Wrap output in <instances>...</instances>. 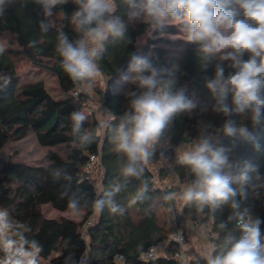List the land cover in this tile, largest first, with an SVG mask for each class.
Returning <instances> with one entry per match:
<instances>
[{
	"label": "clouds",
	"instance_id": "9594fccd",
	"mask_svg": "<svg viewBox=\"0 0 264 264\" xmlns=\"http://www.w3.org/2000/svg\"><path fill=\"white\" fill-rule=\"evenodd\" d=\"M35 2L45 17L39 28L47 33L54 10L69 0ZM71 2L76 7L70 21L78 38L70 39L60 31L56 51L64 71L75 82L91 86L101 76L98 61L107 45L126 41L129 26L136 23H148L154 31L177 25L186 42L197 46L200 70L212 71L204 78L205 99L190 95L187 86L180 84V76L185 74L180 65L165 67L148 56L130 58L127 68L131 75L123 79L134 87L125 90L128 106L119 116L112 136L115 150L125 157L120 167L122 179L107 190L100 189L91 204L94 212L98 216L107 208L112 214H123L125 209L116 196L129 178L144 177L157 145L176 118L198 109L211 112L221 123L201 122L198 136L177 149L176 162L189 170L191 180L180 184V192L167 193L165 199L194 205L198 213L209 209L215 214L225 207L231 210L228 220L218 225L219 242L203 255L206 264H264V219L243 207L250 197L264 199V172L250 159L233 158L238 141L253 142L254 149L260 150L253 130L264 128V0ZM25 6V0H0V19H6L9 8ZM120 7L123 14H118ZM37 43L31 40L29 47ZM5 51L6 45L0 43V55ZM70 118L79 146L90 145L95 136L87 131L81 134L87 115L74 111ZM116 119L110 114L100 126L111 127ZM53 176L71 181L64 170H54ZM147 191L144 182L136 199H144ZM63 195L68 196L70 213L79 215L83 211L81 196L69 195L68 191ZM229 222H233L231 228ZM28 231L26 226L13 222L7 210L0 209V251L4 253L0 264H39L42 246L25 235ZM65 264H76L72 254L65 258Z\"/></svg>",
	"mask_w": 264,
	"mask_h": 264
},
{
	"label": "trees",
	"instance_id": "16d2710c",
	"mask_svg": "<svg viewBox=\"0 0 264 264\" xmlns=\"http://www.w3.org/2000/svg\"><path fill=\"white\" fill-rule=\"evenodd\" d=\"M25 5L19 9L9 8L6 19H0V43L7 37L10 45L0 55V151L14 142L25 140L31 133L41 147L49 150L45 159L39 162H26L15 157L0 158V209L7 210L13 222L30 229L25 235L37 240L42 246L39 256L43 264H65L69 254L73 255L76 264H80L84 254H87L86 264H116L118 256L124 258L125 264H178L173 259L177 248L174 244L167 249L165 256L154 261L140 259L150 247L179 230L181 221L175 214L176 200L165 199L170 190L176 192V189L156 186L152 181L155 174L150 163L166 159L170 152L167 146L173 152L179 145H187L195 139L201 122L214 121L219 125L221 120L218 116L198 109L191 115L176 118L158 144L155 157L146 166L144 177L141 180L129 178L126 187L116 196L117 203L125 209L123 214H112L105 208L99 214L98 221L94 222L96 213L91 204L100 194L101 188L107 190L114 181L122 179L120 167L125 157L115 150L112 136L119 116L128 106L125 90L134 87L123 79L125 75H131L128 68H124L128 59L140 55L148 56L165 67L180 65L185 73L180 76V84L187 86L190 95L195 93L205 99L207 90L204 78L212 75L211 69L207 72L200 70L196 45L185 39H171L183 34L177 25L169 24L155 31L148 23L130 25L128 39L108 44L102 59L98 61L101 75L108 82L107 92L102 96L103 108L109 117L111 114L117 119L111 121V127L105 129L103 137L98 135L101 128L99 123L95 119H86L81 134L90 132L95 139L90 145L81 147L73 133L70 117L74 111H84L83 103L88 98L82 91L85 82H75L67 75L56 51L60 31L70 39L78 38L70 21L76 6L71 1L58 5L54 13L61 14V18H50L52 25L44 33L39 28V22L45 19L40 6L35 0H25ZM123 12V7H120L118 14ZM65 14L68 18H65ZM142 38H145V42L139 47ZM31 40L38 42L36 47H29ZM16 59L55 75L65 98L56 100L43 82L24 83L18 74ZM114 87L119 92H114ZM75 93L78 95L75 96ZM253 133L260 150L254 149L253 142L238 141L233 158L250 159L264 172V128L254 129ZM224 143L228 144L229 141L225 140ZM59 146L68 148L66 156L52 150ZM91 155H97L100 159L103 172L100 186L93 178H87L86 164ZM57 169L66 171L71 181L54 177L53 171ZM174 172L178 187L192 178L189 170L180 164L174 167ZM159 179H169L167 169L161 170ZM144 182L148 185V191L144 199L137 200L136 195ZM65 191L69 195L76 193L82 198L85 216L80 223L69 219H47L43 214V206L49 204L59 211L69 210L68 196L63 195ZM243 207L264 219V199L250 197ZM183 213L185 216L190 215L195 225H210V235L217 234L219 223L227 221L232 214L227 207L215 214L209 209L198 213L194 205L186 204L183 205ZM90 221L92 225L86 228ZM232 223L229 222V228ZM183 232L187 244V234ZM222 236L223 233H220V238ZM210 242L215 245L219 241L217 237H211ZM189 250L188 254L191 255ZM3 255L0 251V257ZM190 264L206 262L202 255L196 253Z\"/></svg>",
	"mask_w": 264,
	"mask_h": 264
},
{
	"label": "rangeland",
	"instance_id": "374dc122",
	"mask_svg": "<svg viewBox=\"0 0 264 264\" xmlns=\"http://www.w3.org/2000/svg\"><path fill=\"white\" fill-rule=\"evenodd\" d=\"M71 1V0H69ZM61 18V14H55L51 19H59ZM171 39H184L183 34L175 37H171ZM9 39L7 37L2 39L3 44L6 45V48H10L8 44ZM145 42V38L139 40L138 46L141 47ZM17 71L24 83H38L43 82L46 85V88L50 92V94L56 100H62L65 98V94L61 91L58 79L55 75L43 72L39 68L34 67L31 63L26 61H19L16 59ZM108 89V82L107 80L101 75L97 78V80L89 86V84L85 83L82 87V91L88 95V98L83 103L84 104V113L87 115V119L93 121L94 119L101 125L102 121L109 120L110 117L106 114L103 108V99L102 96L104 93L107 92ZM114 92H119L117 87L112 88ZM101 127V126H100ZM105 129L101 127L98 131V135L101 137L104 136ZM159 147V145H157ZM49 149L41 147L36 137L33 133L29 134V136L20 142H14L10 144L6 149L0 151V158L8 159L15 157V159L23 160L26 162H39L45 159ZM55 152L60 154L61 156H66L68 154V148L66 146H59L52 148ZM177 154V153H176ZM169 162L167 159L158 160L155 162L150 163L151 170L155 174L158 179V186L161 187H169L176 189V192H180L181 188L177 186L176 180L174 181H160L159 174L161 169L168 165ZM93 179L97 182V185L100 186L101 178L103 175L101 164L98 163L92 173ZM183 205L184 203L179 199L176 200V207H175V214L180 217V223L178 226L180 227L179 230H184L187 234V244L186 251L192 255H189V261L191 262L193 259V254H200L204 255L211 247L213 246L210 242L211 235L207 226H200L195 225L193 222L192 217L185 216L183 213ZM43 214L46 218L54 219V220H61V219H69L76 222H80L83 220L82 214L80 213L77 216H74L70 213L69 210L67 211H59L54 209L50 204L43 206ZM95 220V219H94ZM85 232V230H84ZM166 255V254H165ZM195 256V255H194Z\"/></svg>",
	"mask_w": 264,
	"mask_h": 264
},
{
	"label": "built area",
	"instance_id": "2783aa9c",
	"mask_svg": "<svg viewBox=\"0 0 264 264\" xmlns=\"http://www.w3.org/2000/svg\"><path fill=\"white\" fill-rule=\"evenodd\" d=\"M78 93H75V96H77ZM182 146H185V144L179 145L178 147L174 148L171 152V148L170 147H166L168 149L169 154L168 157L166 158L167 161L169 162V167L166 168L168 170V174H169V179L168 181H171L173 179H175V172H174V167L178 164L176 162V153H177V149L181 148ZM100 163V159L97 155H91L89 157V160L86 164V172H87V178H92L93 175V171L96 167V165ZM153 183L158 186V179L157 177H153ZM92 221H90L86 228L92 225ZM210 225L207 226V228L209 229ZM212 238H216L217 234L213 233L211 234ZM176 245V251L173 255V259L178 263V264H190L189 261V255L187 254L186 251V236L184 234L183 231L181 230H177L175 232H173L172 234H170L167 239L159 241L157 244H155L154 246L150 247L147 251H145L144 253H142V255L140 256L141 260L144 261H154L160 257L165 256L166 251L168 248L171 247V245ZM4 256V255H3ZM2 256V257H3ZM39 264H43L40 261V256H39ZM87 263V254H84L83 257L81 258L80 264H86ZM116 264H125V260L122 256H118L116 258Z\"/></svg>",
	"mask_w": 264,
	"mask_h": 264
},
{
	"label": "crops",
	"instance_id": "0c3cea01",
	"mask_svg": "<svg viewBox=\"0 0 264 264\" xmlns=\"http://www.w3.org/2000/svg\"><path fill=\"white\" fill-rule=\"evenodd\" d=\"M170 165L168 164V165H166L165 167H163L162 169H166V168H168ZM161 169V170H162ZM102 178H103V175H102ZM101 178V179H102ZM175 179H177L176 177H175ZM102 181V180H101ZM81 214H82V217H84L85 216V211L83 210L82 212H81ZM98 218H99V215L97 216V214H96V216H95V220H94V222L96 221H98ZM47 219H49V218H47ZM52 220H54V219H52ZM73 221V220H72ZM74 222H76V221H74ZM81 222V221H80ZM80 222H77V223H80Z\"/></svg>",
	"mask_w": 264,
	"mask_h": 264
},
{
	"label": "water",
	"instance_id": "95a60500",
	"mask_svg": "<svg viewBox=\"0 0 264 264\" xmlns=\"http://www.w3.org/2000/svg\"><path fill=\"white\" fill-rule=\"evenodd\" d=\"M131 57H132V56H131ZM131 57H130V58H131ZM130 58L128 59L126 65H125V67H124L125 69H127V65H128V63H129ZM169 192H174V191H173V190H170Z\"/></svg>",
	"mask_w": 264,
	"mask_h": 264
}]
</instances>
